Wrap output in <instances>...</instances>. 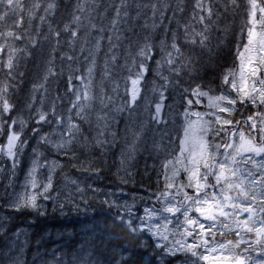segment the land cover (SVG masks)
<instances>
[{
    "label": "trees",
    "instance_id": "16d2710c",
    "mask_svg": "<svg viewBox=\"0 0 264 264\" xmlns=\"http://www.w3.org/2000/svg\"><path fill=\"white\" fill-rule=\"evenodd\" d=\"M47 2L48 0H41L42 7L37 12V17L43 15L42 9ZM55 2L57 8L47 17V23L42 24L38 18L32 20L30 34L37 39V44L28 45L31 55L22 56L17 72L10 81L14 87L9 90V100L15 104V108L10 114H5L4 119L7 120L10 115L12 118L19 116L27 121L22 137L27 140V144L19 156V164L15 169H12V160L9 159L2 161L0 169V226H3L0 230V264H8L10 260H19L20 264H124L125 261L127 264H149L148 261L142 260L144 249L141 247V241L146 237L144 231L131 233L118 220V215H122L120 211L113 210L102 202L105 196L102 192L94 191L95 185L98 186V190L139 192L144 180L155 179L154 173L158 171L159 164L175 153L176 139H180L183 129V122L180 119L183 111L190 107H200L196 104L191 106L187 104L188 99L196 98L191 90L200 85L205 91L211 87L213 89L211 95H219L224 91L221 85L223 73L227 69L237 68L239 61L236 49L242 43L240 29L245 19L244 0H239L240 7L235 9L231 6L230 0H214V9L218 11L219 19L213 17L215 25L207 48L200 47L198 43L186 44L182 39L183 25L189 22L194 0H127L126 10L129 15L123 17L118 24L122 38L118 41L119 46L113 49L117 59L109 63L108 70L111 75L105 79H102L104 63L112 55L106 37L112 35L110 22L115 16V9L120 7V0H95V5L89 0L88 8L94 7L90 14L91 21L97 27L90 29L88 20L82 17L83 27L75 38V43H72L70 32H65L63 28L66 23H70L73 14H80L75 11L78 0ZM31 3L32 0H24L26 7ZM152 4L157 5L155 16ZM87 16L86 12L84 17ZM12 20L13 17L9 16L0 22V31L12 27ZM153 24L156 25L155 28L152 27ZM24 26L28 27L26 13ZM100 28L104 31L100 32ZM196 29L200 30V25H196ZM56 31L61 33L59 37L54 35ZM174 32L181 37L179 43L185 55L192 57L194 70L189 72L187 68H183L177 74L170 72L167 65H163L158 74L156 61L161 60L163 55L160 41L166 40L170 43ZM99 36H104L105 39L101 41V48L97 52L93 46ZM145 37H150L153 49L152 58L147 61L149 71L139 85L140 95L131 111L126 109L116 112L115 108L128 98L124 91L125 81L129 76L126 64L130 66L132 57L136 56ZM85 40L88 41L87 44L84 43ZM14 43L16 47L23 48L27 40ZM93 55L96 59L93 91L98 94L100 87H103L105 94L113 97V103L109 105V109H112L109 115L114 117V122L109 120L111 125L109 132H115L116 137L115 141L106 145L104 149L93 143V138L97 134L96 113L100 110L98 102H94L91 122H82L75 116L77 109L72 108L74 91L79 89L81 84L75 76H86V69ZM69 56L72 57L71 60L68 59ZM4 59L6 53L0 54V60ZM49 60L52 61L51 65L48 63ZM50 66L54 68L56 74L49 76L45 82L43 78ZM176 66H179V62L174 65ZM161 76L169 78L166 90L161 87L165 85ZM69 77H73L71 83ZM4 79L6 70L0 71V80ZM42 83L44 88L33 90L34 86ZM73 85L76 86L75 89ZM114 85H119L115 93L112 91ZM154 89L164 92L163 123L151 119L155 104L159 102V91ZM32 97L35 99L32 100ZM29 103L31 108L28 107ZM53 105L56 112L63 115L65 122L58 125L56 117L50 115L52 123L36 124L35 121L38 119L36 110L42 108L44 111H50ZM69 115L74 122L81 124L84 135L89 138L86 146L82 139L79 144L73 145L78 159H73L71 153L64 155L63 150L57 151L52 145L40 141L41 135L49 133L52 134L50 138L53 141H58ZM170 117L178 125L171 136L166 138L154 136L155 130L168 126L167 120ZM141 126L145 127L146 131L134 158L124 166L130 174L126 175L121 166V154L131 141L129 129L138 131ZM35 128L39 129V133L33 131ZM7 132L8 127L5 125L3 134H0V145L6 143ZM109 132L105 133L104 138L112 140ZM36 153L40 154L41 161L49 162L53 159L64 166L63 169L57 168L53 177L55 191L52 192V196L56 195L58 199L40 201L46 208L43 215L30 209L16 211L9 207L10 195L17 189L24 174L32 166L33 160L37 158ZM86 161L90 162L86 167L99 168L100 171H82L79 167H72V164L79 165ZM65 177L76 180L77 184L85 189L83 200L76 196V185L70 184ZM120 177H125L129 182L123 183ZM154 192V189H149L148 194ZM69 199L75 201L79 207L68 203ZM60 203L65 205L63 209L57 206ZM133 224L139 225V219L135 218Z\"/></svg>",
    "mask_w": 264,
    "mask_h": 264
},
{
    "label": "snow or ice",
    "instance_id": "6c2138e0",
    "mask_svg": "<svg viewBox=\"0 0 264 264\" xmlns=\"http://www.w3.org/2000/svg\"><path fill=\"white\" fill-rule=\"evenodd\" d=\"M88 3L89 0H78L75 11L80 14H73L70 23L64 25L63 30L70 32L73 38L72 43H75V38L83 27L82 17L88 20L90 29L97 27L95 23H92L90 15L94 7L88 8ZM126 3L127 0H120V7L115 9V16L110 22L112 35L106 39L112 55L105 60L102 79L110 77L109 63L117 59L113 49L119 46L118 41L122 38L118 24L123 17L129 15ZM244 3L245 19L240 29L242 43L236 49L239 63L236 69H227L223 73L221 85L224 91L219 95H211L213 91L211 87L205 91L200 85L191 90L197 103L200 102V97H207V107L214 111L200 113L185 110L183 113L185 124L178 147L179 154L172 155V158L167 159L162 165L164 187L156 199L162 203L163 207L159 210L155 207L146 208L145 217L141 218L139 225H134L130 218L132 206H124V211L129 214V218L118 215V220L131 233L136 234L145 230L153 232L155 228L154 234L162 236L165 241L169 239L168 235H164L168 231L167 225L172 224V217H175L178 223L174 236L179 235L180 239L174 238L171 244L165 243L157 247L169 257L177 260L183 258L184 264H189V261L191 264H200L201 261L209 262V264L212 262L215 264H264V0H244ZM92 4L95 5V0H92ZM230 4L234 9L240 7L239 0H230ZM41 7V0H32L29 7H26L24 0H0V22L5 21L9 16L13 17L12 27L0 31V54L6 53V59L0 60V71L6 70V79L0 80V134H3L5 125L8 127L6 143L0 145V155L12 160V169L19 164V156L27 144V140L22 138L27 121L19 116L12 118L10 115L7 120L4 119L5 114H10L15 108V104L10 103L9 100V90L14 87L10 81L14 78L13 74L17 72L22 56L31 55L28 45L37 44V39L30 34L32 20L38 18L42 24L47 23V17L54 13L57 4L55 0H48L43 6V15L37 17ZM151 7L155 16L157 5L152 4ZM227 8L228 4L225 5V9ZM86 12L88 16L84 17ZM25 13L28 27L24 26ZM213 17L219 19V13L214 9V0H194L189 22L183 25V41L186 44L198 43L200 47L207 48L215 25ZM196 25H200V30L196 29ZM152 27L155 28L156 25L153 24ZM49 30H52L50 24ZM103 31L104 29L100 28V32ZM54 35L59 37L61 33L56 31ZM104 39V36L96 38L93 46L95 51L100 50L101 41ZM23 40H27L23 48L15 46V41ZM180 40L181 37L174 32L170 43L166 40L160 41V50L163 55L161 60L156 61L158 74L163 65H167L170 72L177 74L183 68H187L189 72L194 70L192 57L185 55L179 43ZM58 43L59 40H57ZM84 43L87 44L88 41L85 40ZM152 49L150 37H145L136 56L132 57L130 66L126 64L129 76L126 78L124 91L128 98L115 108L116 112L126 109L131 111L132 106L136 104L141 91L139 85L149 71L147 61L152 58ZM68 59L71 60L72 57L69 56ZM178 62L179 66L174 67ZM48 63L51 65L52 61L49 60ZM95 67L96 59L93 55L86 69V76H75L81 84L79 89L74 91L75 99L72 101V108L77 109L75 116L82 122H91L94 102H98L100 110L96 113L97 134L93 138V143L104 149L106 145L113 143L116 137L115 132H109L111 127L109 120L114 122V117L109 115L112 111L109 105L113 103V97L106 95L103 87H100L98 94L93 91ZM55 74L54 68L48 67L44 81L47 82L48 77ZM161 78L165 81V85L161 87L166 90L169 78L167 76H161ZM72 79L73 77H69L70 83ZM118 87L119 85H114L112 91L115 93ZM41 88H44L43 83L34 86L33 90L37 91ZM75 88L76 86L73 85V89ZM154 91H159V102L155 104L151 119L157 123L165 122L161 115L164 108V92L159 89ZM34 99L35 97H32V100ZM187 104L191 106L193 100L188 99ZM238 104L241 108H251L252 111L245 116L237 108ZM28 107L31 108V103ZM105 109L109 111L106 112ZM238 112L242 118L233 120V116ZM221 113L225 115L222 116ZM50 115L56 117L58 125L65 122L63 115L58 114L53 105L50 111H44L42 108L36 110L38 117L36 124L52 123L49 119ZM192 116L197 119L192 120ZM204 117H211V119H204ZM33 131L39 133L38 128ZM129 131L131 141L121 154V166L126 175L130 174L124 166L134 158L144 128L141 126L138 131L131 129ZM66 132L67 135L60 133L58 141L50 138L51 133L41 135L40 141L52 145L57 151L63 150L64 155L71 153L73 159H78L73 145L79 144L82 139L86 146L89 138L84 135L81 124L74 122L71 115L67 118ZM106 132H109L112 140L104 138ZM229 149L231 152L228 151ZM33 151L35 152V149ZM36 155L37 158L32 162L27 179V185L35 191L29 194L26 190L24 194L12 200L9 207L16 211L30 209L43 215L46 213V208L40 201L54 198L52 196V192L55 191L53 177L56 169H63L64 166L57 161L42 162L39 159L40 154L36 153ZM86 164L90 162L72 164V167H79L82 171H100L99 168L86 167ZM45 165L48 167L49 174L44 181L39 182L36 179L37 170ZM181 172L184 173V180L180 179ZM210 177L211 181H209ZM65 178L70 184L76 185L75 190L81 193L80 199L83 200L85 189L80 187L76 180ZM120 179L123 183L129 182L125 177ZM187 189H191V193ZM102 202L109 207H120L115 201L105 199ZM68 203L79 207L71 199ZM57 206L60 209L65 207L63 203ZM162 213L171 214V217H162L163 225L149 226L144 223L145 219L150 221L152 217L161 216ZM179 217L183 218L182 221ZM2 228L3 226H0V230ZM229 234L235 239H226L225 237ZM218 236L225 238L223 242L217 239ZM257 250L258 254H254ZM8 264H20V262L10 260ZM124 264L127 262L125 261Z\"/></svg>",
    "mask_w": 264,
    "mask_h": 264
},
{
    "label": "rangeland",
    "instance_id": "374dc122",
    "mask_svg": "<svg viewBox=\"0 0 264 264\" xmlns=\"http://www.w3.org/2000/svg\"><path fill=\"white\" fill-rule=\"evenodd\" d=\"M199 99H200V102L199 103L196 102V98L193 99V104L194 105L196 104V105H198L200 107L201 106H207L208 105V98L207 97H200ZM237 106H240V105L238 104ZM183 113H182V118L184 119ZM191 119L192 120H196L197 117L192 116ZM204 119H211V117H204ZM167 122H168V126H164V127H161L160 129L155 130V132L153 133L154 136L162 137V138H166L168 136L169 137L171 136V134L173 133V131L178 127V125H177L176 121L172 117H170L167 120ZM162 125H164V124H162ZM162 125H160V126H162ZM132 126L135 127V125H132ZM160 126H158V127H160ZM145 131H146V128L144 127L143 135L145 134ZM62 132L64 134L67 133L65 126L63 127V131L61 130L60 133H62ZM143 135H142V137H143ZM229 152H231V150ZM7 159H9L7 156L0 155V169H1V166H2V162L1 161H3V160L4 161H7ZM9 160H11V159H9ZM52 161H53V159L50 160L49 163L52 162ZM31 167L24 174L23 180L18 184L17 189L10 195L9 202H11L12 200H14L18 195L24 194L26 190H27V192L29 194H31V193H33L35 191V189H32L30 186L27 185L28 173H29ZM48 174H49L48 167H47V165H45L44 167L38 168L37 174H36V179L39 182H42V181H44L45 177ZM96 189H98V186L97 185H95V190ZM95 192L96 193H101L102 192L104 194V196H105V199H107L108 201H115L116 205H119L120 206V207H112V208H120V209H124V206L125 205L132 206L131 209H135L137 207V205L140 204L142 202L143 198H144V195H141L139 192H132V191H125L123 193V191H119V190L114 191L112 189H107L105 191V190L99 189V191H95ZM76 196L80 197L81 196V193L77 192V195ZM53 197L54 198L53 199H50V201H56L57 196L56 195H53ZM43 201H45V200H43ZM144 206L145 205H143V209L141 211L142 213L140 212V214L138 216V219H139V222L140 223H141V218L142 217H145V211H144L145 208H144ZM126 217L129 218V215H126ZM130 218H132V215H130ZM160 222L161 221L159 220L158 216L152 217V219L150 221L148 219H145L144 220V223L149 224V226H154L156 224H161ZM146 232L149 235H151L153 237V239H156L157 238V235L154 234L155 228L153 229V232H149V231H146ZM155 242H156L157 245L163 244L161 241H158V240H155ZM143 252L146 255V252L147 251L145 249L143 250ZM254 254H258V250H257V253H254ZM164 255L167 256L165 253H164ZM148 258L150 259L151 257H148ZM169 258H170L171 261L177 262V264H184V259L183 258H181L180 260H177V259L172 258V257H169ZM192 259H195V258H192ZM207 263H209V262H204V261H201L200 262V264H207ZM189 264H191L190 261H189Z\"/></svg>",
    "mask_w": 264,
    "mask_h": 264
},
{
    "label": "flooded vegetation",
    "instance_id": "af4514ba",
    "mask_svg": "<svg viewBox=\"0 0 264 264\" xmlns=\"http://www.w3.org/2000/svg\"><path fill=\"white\" fill-rule=\"evenodd\" d=\"M238 109H240V111H242L244 113V115H248L250 114V112L252 111L251 108H241L240 106H237ZM190 112H200V113H205V112H211L214 111V109H210L208 107H199V108H193V109H189ZM222 116H224L225 114L221 113ZM242 117L240 116L239 112L233 116V120L235 119H241ZM245 131H247L245 129ZM223 135V134H222ZM183 136V135H182ZM218 142H219V138ZM231 149H229L228 151H230ZM223 151V149H222ZM179 153H177L178 155ZM239 159V157H238ZM163 169L159 170L157 172L154 173L155 179L148 181V180H144L143 185L141 186L140 189V194L144 195V198L142 200V202L140 204L137 205V207L135 209H131L133 211H131L132 217H137L139 216L140 212L143 209V205L144 208H153L155 207L157 210L161 209L163 207L162 203L160 201H158L156 199V196L159 194L160 191L163 190L164 187V179H163ZM169 175H171V172H169ZM185 176L184 173L181 172L180 174V179L184 180ZM209 181H211V177L209 178ZM149 184H153V186H148ZM149 189H154L155 192L152 193L151 195L148 194ZM187 191H189L191 193V189H187ZM231 195V193H229ZM227 210V209H226ZM142 213V212H141ZM194 215H197L194 213ZM163 216H169L171 217V214L169 213H162L161 216H158L159 220L161 221V225L164 224V220H163ZM173 219V223L167 225L168 231L164 233V235H168L169 239L167 241L163 240L162 236L157 235L156 239H153V237L151 235H149L148 240L145 243H142L141 246L142 247H146L147 248V252L146 255L148 257H151L150 259L143 253V257L142 260L143 261H148L149 264H177V262H173L171 263V261L169 260L170 258L164 255V252L161 251V249L159 247H157V244L155 242V240L161 241L163 244L167 243V244H171L173 239H180L179 235H175L174 236V230L177 227V219L175 217H172ZM180 221H182V217H179ZM231 226V225H230ZM161 231H163V229H161ZM226 239H235V237L231 234L227 235L225 237ZM225 238H221V237H217L218 240H220L221 242H223V239ZM189 240L191 238H188ZM154 257V258H153ZM209 264V263H207Z\"/></svg>",
    "mask_w": 264,
    "mask_h": 264
},
{
    "label": "water",
    "instance_id": "95a60500",
    "mask_svg": "<svg viewBox=\"0 0 264 264\" xmlns=\"http://www.w3.org/2000/svg\"><path fill=\"white\" fill-rule=\"evenodd\" d=\"M212 264H215V262H213Z\"/></svg>",
    "mask_w": 264,
    "mask_h": 264
}]
</instances>
